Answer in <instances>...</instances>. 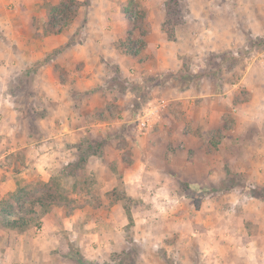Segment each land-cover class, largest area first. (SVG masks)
Wrapping results in <instances>:
<instances>
[{"label": "rangeland", "instance_id": "rangeland-1", "mask_svg": "<svg viewBox=\"0 0 264 264\" xmlns=\"http://www.w3.org/2000/svg\"><path fill=\"white\" fill-rule=\"evenodd\" d=\"M62 1L66 2L64 8L71 5L70 0H61L56 5ZM75 1L76 13L79 7L87 8L93 2L103 8L105 2ZM110 1L127 24L123 39L115 43L117 50V45L127 42L128 37L137 43L136 47L140 46V41L144 44L151 35L152 19L159 21L160 32L169 41L176 40L179 30L184 33L186 30L185 34L189 33L197 44L200 31L209 27L211 16L224 17L225 8L236 12L240 24L245 18L240 15L241 0ZM14 3L10 1L6 11L10 18L9 34L16 35L11 30L14 23L11 17H17L20 6ZM52 7H47L48 25L42 26L41 36L50 33ZM200 13L201 20L197 18ZM214 13L221 14L214 16ZM143 16L149 28L144 36V30L138 28L143 24ZM133 19L137 20V29H134ZM249 33L245 29L238 37L234 36L235 44L241 39L244 44L227 50L228 53L223 51L225 53L216 54L218 56L208 53L204 62L205 77L200 79L196 76L199 69L195 68L199 62L193 63L192 52V59L184 61L180 69L165 71L159 77L145 75L138 80L140 73L133 80L113 77L111 93L115 94V99L105 102L100 101L101 97L87 98L82 120L70 128L74 144L67 147L71 149L66 151L65 143H54V139L40 143L45 148L40 150L58 154L57 164L52 162L46 168L52 167L51 176L46 181L35 178L21 181L17 186L27 189L34 198L42 191L41 185L54 178L60 181L66 198L53 204L48 212L53 214L54 220L60 219L59 224L55 222L58 226L53 224L54 230L41 223L24 231L32 230L42 236L51 234L52 230L51 235L56 236L47 248H51L52 253L42 256L41 264H264V172L263 163L260 169L256 167L259 156L255 148L256 144L262 145V141L252 132L255 127L243 128L240 123L239 127L235 126L242 118L241 94L247 92V98L253 99L248 90L255 91L251 86L256 84L257 73L251 72L258 70L259 76H264V37L253 39ZM143 50L144 46L141 53ZM140 54L131 58L148 61L155 69L154 55L140 57ZM188 69L192 74H188ZM130 74L134 76L133 72ZM166 79L169 82L164 84ZM191 84L202 87L207 98L209 89L224 94L228 99L226 111L215 108V103L209 108L213 123L221 120L226 124L211 126L208 133L209 129L199 127L195 114L185 113L191 105L183 103L186 100L180 92ZM18 101L22 116L40 108L36 100L27 101L25 94L18 96ZM49 102L50 96H42L43 108L47 109ZM153 106L157 111L148 117V126L140 129L137 116L138 119L143 117V111ZM81 124L86 125L85 129ZM78 127L84 130L78 131ZM244 131L251 135L250 142L241 136ZM254 137L259 141H254ZM151 154L166 162L171 156L177 158L176 165L171 164L170 169V177L174 173L171 179L174 184L163 187L164 181L158 185L150 182L151 176L144 172L145 167L150 164L159 170L162 167L161 160H155ZM102 172L110 176L114 188L106 187L109 183L96 174ZM3 221L4 218L0 226L7 232L13 231L5 229ZM8 244L6 242L7 248ZM3 247L0 245V264H23L17 263L18 257L7 253Z\"/></svg>", "mask_w": 264, "mask_h": 264}, {"label": "crops", "instance_id": "crops-1", "mask_svg": "<svg viewBox=\"0 0 264 264\" xmlns=\"http://www.w3.org/2000/svg\"><path fill=\"white\" fill-rule=\"evenodd\" d=\"M10 1L20 6L17 17H11V23H15L11 24V30L16 32V35L9 34L10 18L7 16L6 6L10 4ZM59 1L61 0H0V201L7 194L13 193L21 181H31L34 178L46 181V178L51 176L52 167L49 170L46 168L52 162L54 165L57 164L58 154H54L55 152L51 150L49 152L40 150L45 149L44 146H40V143L54 139V143L57 141L60 144L65 143L66 151L71 149L67 147L74 144L72 143L73 132L70 128L79 125L75 123L82 120L87 98L101 97L100 101L105 100V102L111 98L115 99L113 97L115 94L111 93V88L114 87L111 81L113 77L136 79L139 73L141 75L138 80L145 75L159 77L165 71L180 69L184 61L192 59L190 54L193 53V63L199 62V66L195 67L199 69V74H196L197 71L193 73L200 79L205 77L204 62L207 54L220 55L225 53L223 51L228 53L227 50H232L236 45L242 46L243 39L239 40V44H235L234 39L243 30L250 31V37L253 39L264 37V0H241L243 10L240 15L245 17L241 24L237 20L236 12L230 8H225L224 17L214 19L211 16L209 20L212 21L208 22L209 27L200 31L197 44L189 33L185 34L186 30L185 33L179 30L176 40L169 41L160 32L159 21L155 22V19H152L150 38L144 40V50L139 56L154 55L157 64L154 69L148 61L139 62L138 59L123 55L116 49L115 43L123 39L127 24L122 13L110 0L103 2V8L93 5L94 2L91 5L88 4L87 8L79 7L72 21L60 33L41 36L42 26L46 28L48 25L47 7L55 6ZM77 1L83 2V0ZM214 14L216 16L221 13ZM150 16L152 17L151 14ZM202 16L200 13L197 18L201 20ZM130 72H133L134 76ZM251 73H257L256 84L251 86L255 91L247 89L253 99L251 96L250 99L247 98V92L241 94L240 107L245 113L241 112L242 118L235 126L239 127L240 123L243 124V128L249 125L256 128L252 132H255L262 141V145H255L259 156L256 167L260 169L263 163L262 171L264 172V76L260 77L258 70H253ZM188 74H192L191 69H188ZM168 82L166 79L164 84ZM184 88L180 96L182 95V99L186 100L183 103L191 105L185 113L195 114L199 120V127L209 129L207 131L210 133L211 126L226 124L221 120L219 123H213L209 108V105L215 103V108H224L223 110L226 111L228 99L223 97L224 94L217 92L216 89H209L208 99L206 91L200 86L191 84L189 88ZM24 94L27 101L36 100L40 108L22 116L18 108V96ZM33 95L34 97L31 98ZM42 96H50L54 106L49 102V107L43 108ZM62 100L64 103H61ZM78 108L80 109L76 112ZM215 113V116L220 119L218 112ZM201 119L204 120L201 122ZM81 125L85 129L86 125ZM83 128H79L78 131L84 130ZM229 129L228 127V131ZM229 132H226L227 136ZM242 134L241 136L247 139L246 142H250L251 135L246 131ZM74 136L77 137L78 134ZM196 137L199 138V135ZM61 139L64 140L59 141ZM253 139L259 141L257 137ZM48 143L50 145L52 142ZM24 152L27 154H23ZM16 153L19 155L15 156ZM151 156L155 160L160 159L162 167L160 170L151 164L145 167L144 172L151 176L150 182L158 185L164 181L163 184L161 183L163 187L174 184L171 180L174 173L170 177L172 173L170 169L171 164L176 165L177 158L171 156V159L166 162L159 156L154 154ZM96 174L109 183L106 187L114 188L110 176L104 172ZM2 218L0 214V222ZM59 220H54L53 214L48 213L42 218L41 223L46 228L54 230L53 226L57 225L55 222L59 224ZM51 234L48 232L42 236L35 235L32 230L23 233L7 232L0 226V245L4 246L2 249H6L7 253L18 257L17 263L21 261L23 264H41L42 256L50 255L48 252L52 253V249L47 248L49 245L51 247L50 242L53 243L51 239L56 236ZM6 242L9 243V248Z\"/></svg>", "mask_w": 264, "mask_h": 264}, {"label": "trees", "instance_id": "trees-1", "mask_svg": "<svg viewBox=\"0 0 264 264\" xmlns=\"http://www.w3.org/2000/svg\"><path fill=\"white\" fill-rule=\"evenodd\" d=\"M76 3L75 0H70L71 5L68 4V6L64 8L66 2L62 1L59 5L50 9V24L52 26L50 28V33H60L62 29L72 21L76 14ZM175 15L176 13L172 16ZM133 20L134 29H137V20ZM145 21L146 19L144 17V19H142L143 24L141 27H138L140 30H144L143 36L149 31ZM131 33L132 31L129 32V36ZM169 37L172 38V35H169ZM127 39V42H122L117 45L118 51L128 57H135L140 54L144 46L143 42L140 41V46H138V48L136 47L137 43L130 40V37ZM213 146L216 147L217 143ZM60 174H62V172ZM40 188L42 189L40 194L31 198L27 189L18 186L13 194H9L5 201L0 203V214L4 218L3 225L5 229L21 233L32 227H37L41 224V219L50 211L53 204L66 199L63 196L65 190L60 185L58 179L53 178L47 184L41 185ZM127 215L129 222H131V215L128 210ZM80 263L84 264L83 262Z\"/></svg>", "mask_w": 264, "mask_h": 264}, {"label": "built area", "instance_id": "built-area-1", "mask_svg": "<svg viewBox=\"0 0 264 264\" xmlns=\"http://www.w3.org/2000/svg\"><path fill=\"white\" fill-rule=\"evenodd\" d=\"M156 111H157L156 106H153V108H149V111H148V110L143 111V112H144L143 117H141V118L138 119V116H137V121H139V128H140V129H143V128H145L146 126H148V123H149V120H150V118H149V120H148V117H149L150 115H153L154 112H156ZM148 112H149V113H148ZM146 113H148L149 115H147ZM150 117H151V116H150Z\"/></svg>", "mask_w": 264, "mask_h": 264}]
</instances>
